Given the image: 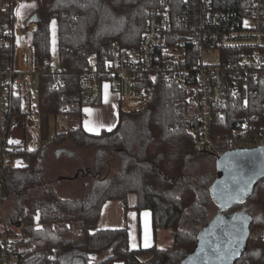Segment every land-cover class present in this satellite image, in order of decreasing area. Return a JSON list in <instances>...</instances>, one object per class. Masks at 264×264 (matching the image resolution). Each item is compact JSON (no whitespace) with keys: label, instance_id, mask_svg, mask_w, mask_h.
Masks as SVG:
<instances>
[{"label":"trees","instance_id":"16d2710c","mask_svg":"<svg viewBox=\"0 0 264 264\" xmlns=\"http://www.w3.org/2000/svg\"><path fill=\"white\" fill-rule=\"evenodd\" d=\"M27 1H35L39 15L32 35L37 61L42 64L50 59L51 26L56 20L62 71L40 77L36 112L39 146L17 153L16 157H28V165L7 172L8 197H19L9 229L28 235L22 264H182L212 219L210 187L215 180L209 174H188L196 171L201 158L209 154L197 151L190 132L198 129V122L187 103L186 90L158 79L148 108L130 114L121 111L116 129L93 135L83 125L82 74L92 58L97 69L105 71L114 60L115 44L138 48L156 0ZM60 80L64 86L55 89ZM106 80L108 76L103 75L102 81ZM261 105L259 95L251 97L247 107L241 100L230 99L226 116L216 120L221 125L216 124L215 133L232 131L238 117L255 110L261 115ZM64 115L76 125L62 130L52 143L69 141L80 149L95 150L98 174L105 170L111 148L119 151L122 163L120 172L112 178L94 179L84 200L61 198L46 179L43 163L50 138L49 120ZM130 194L137 196L139 211L152 212L155 232L171 231L170 247L133 250L127 227L99 229L104 205L121 200L128 210ZM237 208L249 213L253 224L248 250L236 264H264V238L254 237L257 230L264 231V182ZM188 223L193 226L187 229ZM99 256L102 259L94 263Z\"/></svg>","mask_w":264,"mask_h":264},{"label":"built area","instance_id":"2783aa9c","mask_svg":"<svg viewBox=\"0 0 264 264\" xmlns=\"http://www.w3.org/2000/svg\"><path fill=\"white\" fill-rule=\"evenodd\" d=\"M20 1L0 0V207L8 198L7 172L17 167L16 154L27 148V122L39 121L40 77L62 71L53 69L50 59L37 61L32 41L37 25L31 17L17 15ZM113 53L105 71L92 58L82 74L85 108L101 105L109 83L119 94L122 112L144 111L160 79L186 90L198 122V129L190 130L198 152L216 157L264 145V0H156L139 47L115 44ZM103 75L108 80L102 81ZM62 86L60 80L54 87ZM256 95L262 98L261 115L255 110L238 117L232 131L215 133L216 124L221 125L216 120L226 116L230 99L247 107ZM254 237L263 239L264 231ZM27 240L26 233L2 225L0 264H22Z\"/></svg>","mask_w":264,"mask_h":264},{"label":"crops","instance_id":"0c3cea01","mask_svg":"<svg viewBox=\"0 0 264 264\" xmlns=\"http://www.w3.org/2000/svg\"><path fill=\"white\" fill-rule=\"evenodd\" d=\"M119 98L117 90L109 83H106L104 85V99L101 105L84 109L83 125L88 133L99 135L103 131H112L117 128L121 113ZM68 118L73 121L69 116ZM73 122L76 125L75 121ZM51 150L54 152H49L50 157L53 154L55 160L52 159L53 161H49L47 167L46 163L44 166L48 173L47 179L50 186L61 198L84 200L92 183L91 172L84 167V152L69 141ZM76 154H79L80 157L78 158ZM28 163V157H16L14 160L15 166L18 168L25 167ZM54 165L57 166L58 170H53ZM128 204L129 209L126 210L123 201H108L101 213L99 229H122L127 227L130 247L133 250L149 249L154 246L161 248L159 244L162 242L166 243L167 238L173 241L170 230L159 229L155 232L152 212L150 210L139 211L136 208L137 196L135 194L129 195ZM170 243L167 242L165 245ZM172 244L173 242L168 247ZM25 251L26 248L24 247L22 256ZM101 259L102 256H99L93 261L96 263ZM114 264L124 263L115 262Z\"/></svg>","mask_w":264,"mask_h":264},{"label":"water","instance_id":"95a60500","mask_svg":"<svg viewBox=\"0 0 264 264\" xmlns=\"http://www.w3.org/2000/svg\"><path fill=\"white\" fill-rule=\"evenodd\" d=\"M38 20L35 13L31 21ZM215 159L217 172L210 194L218 213L200 232L194 250L182 264H236L252 238V216L227 211L247 202L264 182V145L231 149Z\"/></svg>","mask_w":264,"mask_h":264},{"label":"rangeland","instance_id":"374dc122","mask_svg":"<svg viewBox=\"0 0 264 264\" xmlns=\"http://www.w3.org/2000/svg\"><path fill=\"white\" fill-rule=\"evenodd\" d=\"M21 7H20V17L23 18L24 20L29 19L32 17V15L36 12H34L36 8V3L35 1H27V0H21ZM31 5H35L34 7H31ZM34 12V13H33ZM55 23H52L51 26V55H50V60L53 65V69H60V49H59V39H58V23L57 21H53ZM39 118V117H38ZM64 119L65 122L63 124L60 123V120ZM35 125V128L33 127ZM75 124L73 121H71L68 116H59L58 118L51 117L49 120V133H50V138L49 141L46 144V159L45 162L43 163L46 167L49 163V161L55 160L53 158V154L50 157L49 152L51 151L52 153L54 152L53 148H57L60 145L52 143L54 135L58 132L63 130L64 128H71ZM27 132L30 131V133H27V142L26 146L29 150H34L38 145H39V137H38V129H40V121H28L27 122ZM20 136L21 133H18ZM84 152V167H86L87 171L91 172V180L93 181L96 178H112L115 174L119 173L122 167L121 160L119 158V151L115 150L113 148L109 149L107 151L108 157L106 161V168L103 171L102 174H98L96 171L94 165H95V155L96 151L92 149L88 150H83ZM76 156L79 158L80 155L76 154ZM48 158V161H47ZM53 159V160H52ZM75 164V163H74ZM197 167V166H195ZM53 170H58L57 166L54 165ZM47 171V170H46ZM216 172H217V163L216 159L213 156H207L201 158V162L198 163V167L196 168V171H191L188 174H196V173H201V174H209L211 176H214L216 178ZM48 174V173H47ZM47 179V176H46ZM48 180V179H47ZM49 182V181H48ZM19 199V197L11 195L9 196L6 201L3 203L2 207H0V227L2 225L10 226L9 225V219L10 217L14 214L15 209H14V203ZM237 206L230 208L227 213H233L236 211H240V209L237 208ZM243 210V209H242ZM211 218H213L217 213H218V207L212 203L210 209H209ZM193 225L191 223H188L186 228H191ZM262 230V229H260ZM258 231V230H257ZM256 231V232H257ZM255 232V233H256ZM170 233V232H169ZM255 235V234H254ZM167 242H173L170 238H167ZM166 243H161L159 244L161 248H167L170 244L165 245ZM107 255V254H106Z\"/></svg>","mask_w":264,"mask_h":264},{"label":"snow or ice","instance_id":"6c2138e0","mask_svg":"<svg viewBox=\"0 0 264 264\" xmlns=\"http://www.w3.org/2000/svg\"><path fill=\"white\" fill-rule=\"evenodd\" d=\"M35 5H31V7H34ZM17 15H20V11L18 10L17 11ZM53 23H55V22H53ZM107 87V86H106ZM86 127H87V124H86ZM89 130H96V129H89ZM18 143V142H17ZM145 215H147V214H145Z\"/></svg>","mask_w":264,"mask_h":264},{"label":"bare ground","instance_id":"6f19581e","mask_svg":"<svg viewBox=\"0 0 264 264\" xmlns=\"http://www.w3.org/2000/svg\"><path fill=\"white\" fill-rule=\"evenodd\" d=\"M33 29H35V26L33 27Z\"/></svg>","mask_w":264,"mask_h":264}]
</instances>
